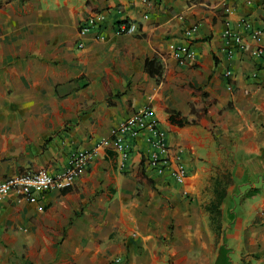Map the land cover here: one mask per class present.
Here are the masks:
<instances>
[{
	"label": "crops",
	"instance_id": "obj_1",
	"mask_svg": "<svg viewBox=\"0 0 264 264\" xmlns=\"http://www.w3.org/2000/svg\"><path fill=\"white\" fill-rule=\"evenodd\" d=\"M99 12L102 38L76 48L80 21ZM263 16L264 0H0V181L61 173L147 104L187 169L177 184L146 167L147 131L123 165L101 148L70 188L0 201V264H264V57L238 23L261 25L264 46ZM124 19L136 33H113ZM226 28L247 47L228 55ZM170 42L195 62L179 65ZM222 191L216 230L207 206Z\"/></svg>",
	"mask_w": 264,
	"mask_h": 264
},
{
	"label": "built area",
	"instance_id": "obj_2",
	"mask_svg": "<svg viewBox=\"0 0 264 264\" xmlns=\"http://www.w3.org/2000/svg\"><path fill=\"white\" fill-rule=\"evenodd\" d=\"M146 2V0H143ZM250 5L252 0H245ZM226 13H230V7L224 8ZM146 17V15H145ZM105 15L102 12L94 13L78 25L79 39L76 48L84 47L83 39L92 30H96L95 38L101 39L100 30L104 22ZM264 23V16H263ZM239 25H243L247 34L256 44L250 48L251 55L255 58L264 57V46L258 45L257 41L262 33L261 25L254 26L245 18H240ZM138 30L136 23L130 20H120L113 26L115 35L134 34ZM222 37L226 42V52L231 55L234 45L239 49L247 47L244 36L239 32H234L226 28ZM168 48L176 60L181 65L192 64L196 60V53L186 44H177L170 42ZM226 77H231V71H225ZM152 106L149 104L136 113L125 118L122 122L113 126L107 137H103L96 144L81 151L71 153L69 162L64 171L57 174H51L45 169H39L33 172L14 174L0 181V201L11 194H14L19 200L28 203L37 202V193H44L51 190H65L70 188L75 179L85 170L89 161L101 148H112L117 153L121 165H123L133 142L142 131H147L146 140L152 146V151L143 160L146 167L158 175L168 174L169 177L177 184H183L187 177V169L182 157L181 148H172L166 142V133L163 131L158 122L152 117ZM120 257H114L106 264H119Z\"/></svg>",
	"mask_w": 264,
	"mask_h": 264
},
{
	"label": "trees",
	"instance_id": "obj_3",
	"mask_svg": "<svg viewBox=\"0 0 264 264\" xmlns=\"http://www.w3.org/2000/svg\"><path fill=\"white\" fill-rule=\"evenodd\" d=\"M153 65H154V59H151V60L147 59L145 61V68L149 72V74L151 76H154L152 74H154V72H155L156 76L160 77L161 72H159L157 69L153 68ZM168 112H169V121L171 123L177 124L179 126L188 123L187 119L183 116L181 117V114L179 112H176L173 110H170ZM225 182L229 183L230 180H227V178H225ZM223 196H224V192L222 191L218 194V199L216 200V203H212L211 205L207 206V210L210 212L211 225H213L216 230H218L220 228V219H219L220 215H219V211L217 209V206H218V202L220 201V199ZM239 264H248V263L243 260Z\"/></svg>",
	"mask_w": 264,
	"mask_h": 264
}]
</instances>
